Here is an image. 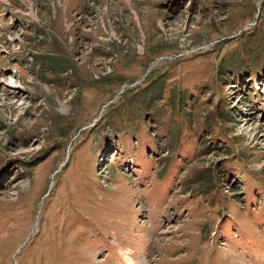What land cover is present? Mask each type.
<instances>
[{"label":"rangeland","instance_id":"rangeland-1","mask_svg":"<svg viewBox=\"0 0 264 264\" xmlns=\"http://www.w3.org/2000/svg\"><path fill=\"white\" fill-rule=\"evenodd\" d=\"M0 264H264V0H0Z\"/></svg>","mask_w":264,"mask_h":264},{"label":"trees","instance_id":"trees-1","mask_svg":"<svg viewBox=\"0 0 264 264\" xmlns=\"http://www.w3.org/2000/svg\"><path fill=\"white\" fill-rule=\"evenodd\" d=\"M39 64H40V65L43 64V65L46 66V67H51V65H50L51 63H47V64H46V62H44L43 60H42V61H39ZM140 132H141V130H140Z\"/></svg>","mask_w":264,"mask_h":264},{"label":"bare ground","instance_id":"bare-ground-1","mask_svg":"<svg viewBox=\"0 0 264 264\" xmlns=\"http://www.w3.org/2000/svg\"><path fill=\"white\" fill-rule=\"evenodd\" d=\"M10 87H11L12 89L15 88V87H13V86H10Z\"/></svg>","mask_w":264,"mask_h":264}]
</instances>
